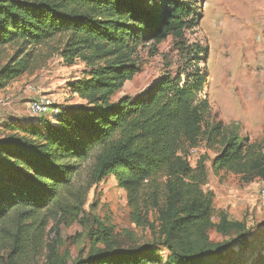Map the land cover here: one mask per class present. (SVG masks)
<instances>
[{"label":"trees","instance_id":"obj_1","mask_svg":"<svg viewBox=\"0 0 264 264\" xmlns=\"http://www.w3.org/2000/svg\"><path fill=\"white\" fill-rule=\"evenodd\" d=\"M163 3L158 9V3ZM196 0H0V49L16 48L0 66V91L59 54L81 64L69 84L84 103L65 105L55 120L0 124V264H68L58 253L61 226L83 221L89 190L112 176L127 194L130 220L151 241L121 247L110 226L91 230L92 248L74 264H208L251 228L217 209L206 190L208 154L218 145L215 175L264 180V153L211 124L208 49L187 39L199 24ZM169 37L177 61L150 89L115 100L139 72L137 55ZM215 230L224 238L214 241ZM254 264H264V254Z\"/></svg>","mask_w":264,"mask_h":264},{"label":"rangeland","instance_id":"obj_2","mask_svg":"<svg viewBox=\"0 0 264 264\" xmlns=\"http://www.w3.org/2000/svg\"><path fill=\"white\" fill-rule=\"evenodd\" d=\"M198 26L187 31L191 43H199L208 49L207 65L209 84L207 95L212 108L211 124L222 122L227 135L235 133L258 152L264 153V0H196ZM163 3H158L160 9ZM152 45L145 43L139 48L137 64L139 72L128 81L115 96L133 97L143 94L177 61L175 42L169 37L152 53ZM16 48L0 49V66L15 53ZM84 66H68L59 54L40 62L34 72L23 75L13 83L33 85L36 96L51 95L63 106L78 105L69 84L81 77ZM9 85V86H10ZM36 118V117H35ZM220 147H208L204 142L192 152L191 163L195 166L203 154L206 162L208 182L205 189L213 192L217 209H224L232 219L246 221L251 233L247 244L239 249L232 243L221 256L207 259L208 264H254L264 254V204L260 201V190L264 180L242 183L232 173L215 175L213 159ZM83 221L71 226H61L59 238L55 232L48 233L47 241L58 242V253L68 264L84 258L92 248L90 232L98 222L110 226L118 244L133 248L151 241L150 230L137 228L130 220L127 194L114 177L109 176L94 185L88 192L83 208ZM214 241L226 238L210 232ZM162 263L169 252L159 248ZM44 255L37 264H46Z\"/></svg>","mask_w":264,"mask_h":264},{"label":"crops","instance_id":"obj_3","mask_svg":"<svg viewBox=\"0 0 264 264\" xmlns=\"http://www.w3.org/2000/svg\"><path fill=\"white\" fill-rule=\"evenodd\" d=\"M30 86L32 85L25 87L21 85V82H16L0 91V124L11 119H17L22 123L38 122L29 110V100L37 97ZM76 97L78 98L76 103H84L81 98Z\"/></svg>","mask_w":264,"mask_h":264},{"label":"built area","instance_id":"obj_4","mask_svg":"<svg viewBox=\"0 0 264 264\" xmlns=\"http://www.w3.org/2000/svg\"><path fill=\"white\" fill-rule=\"evenodd\" d=\"M30 89L36 90L35 86H30ZM63 105L60 104L51 95H39L29 100V110L36 118L47 117L50 120H55L61 113ZM195 151V150H193ZM260 201L264 204V185L260 190Z\"/></svg>","mask_w":264,"mask_h":264}]
</instances>
